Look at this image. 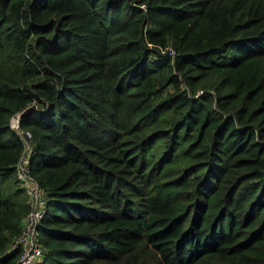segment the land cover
Wrapping results in <instances>:
<instances>
[{
	"label": "trees",
	"instance_id": "16d2710c",
	"mask_svg": "<svg viewBox=\"0 0 264 264\" xmlns=\"http://www.w3.org/2000/svg\"><path fill=\"white\" fill-rule=\"evenodd\" d=\"M17 113L31 264H264V0H0V264Z\"/></svg>",
	"mask_w": 264,
	"mask_h": 264
},
{
	"label": "built area",
	"instance_id": "2783aa9c",
	"mask_svg": "<svg viewBox=\"0 0 264 264\" xmlns=\"http://www.w3.org/2000/svg\"><path fill=\"white\" fill-rule=\"evenodd\" d=\"M171 52H173L171 50ZM17 116L10 120L11 127L19 134L24 143V152L16 164L17 177L29 195L30 210L24 219L23 231L17 243L22 247V254L16 264H31L42 255V246L38 237V225L45 213V194L29 171V139L31 132L19 127Z\"/></svg>",
	"mask_w": 264,
	"mask_h": 264
},
{
	"label": "clouds",
	"instance_id": "9594fccd",
	"mask_svg": "<svg viewBox=\"0 0 264 264\" xmlns=\"http://www.w3.org/2000/svg\"><path fill=\"white\" fill-rule=\"evenodd\" d=\"M14 116H16V114L14 115ZM13 117V116H12ZM19 121V120H18ZM19 123V122H18ZM16 175H17V173H16ZM34 178V177H33ZM35 179V178H34ZM39 184V183H38ZM40 186V185H39ZM26 189V188H25ZM27 191V190H26ZM28 193V192H27ZM29 196V195H28ZM29 210H30V205H29ZM29 213V212H28ZM27 216V215H26ZM25 216V217H26ZM38 228V227H37ZM23 231V230H22ZM39 231V230H38ZM22 234V233H21ZM20 237V236H19ZM38 237H39V232H38ZM39 240H40V238H39ZM17 241H18V239H17ZM17 241L16 242H14V246H16L18 243H17ZM40 243H41V246H42V255H43V245H42V242H41V240H40ZM22 254V253H21ZM42 255H41V257H42ZM41 257L38 259V260H36V261H39L40 259H41ZM17 263V262H16Z\"/></svg>",
	"mask_w": 264,
	"mask_h": 264
},
{
	"label": "water",
	"instance_id": "95a60500",
	"mask_svg": "<svg viewBox=\"0 0 264 264\" xmlns=\"http://www.w3.org/2000/svg\"><path fill=\"white\" fill-rule=\"evenodd\" d=\"M16 116H17V119L19 120V117H20V113H17V114H16Z\"/></svg>",
	"mask_w": 264,
	"mask_h": 264
}]
</instances>
